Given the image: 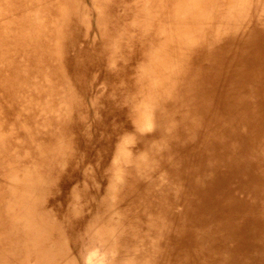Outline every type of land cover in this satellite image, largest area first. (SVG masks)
Masks as SVG:
<instances>
[{
  "label": "bare ground",
  "instance_id": "1",
  "mask_svg": "<svg viewBox=\"0 0 264 264\" xmlns=\"http://www.w3.org/2000/svg\"><path fill=\"white\" fill-rule=\"evenodd\" d=\"M92 2L0 0V264H264V0Z\"/></svg>",
  "mask_w": 264,
  "mask_h": 264
},
{
  "label": "rangeland",
  "instance_id": "2",
  "mask_svg": "<svg viewBox=\"0 0 264 264\" xmlns=\"http://www.w3.org/2000/svg\"><path fill=\"white\" fill-rule=\"evenodd\" d=\"M80 11H81V14L84 15V24H83L82 29H80V34H82V35L77 40V44H78V46L84 47L85 42H87V41L91 42V43L98 41L99 36H100V33H99L100 23H99L97 8L93 4L92 0H81ZM89 33H91V34H89ZM98 89H99V87L96 86L95 89L93 88L92 91L95 93V91ZM86 127L90 130V132L93 131V127L91 125V116H89L87 118ZM2 143H3V139H2ZM126 149L128 151H130L129 147H127ZM83 154H84L83 150H80L78 153H76V155L79 157L80 156L82 157ZM79 262H81V260Z\"/></svg>",
  "mask_w": 264,
  "mask_h": 264
}]
</instances>
